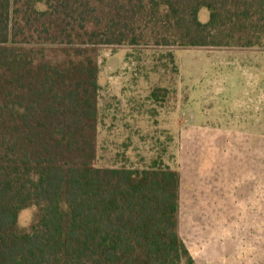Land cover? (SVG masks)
I'll use <instances>...</instances> for the list:
<instances>
[{"label":"trees","instance_id":"obj_1","mask_svg":"<svg viewBox=\"0 0 264 264\" xmlns=\"http://www.w3.org/2000/svg\"><path fill=\"white\" fill-rule=\"evenodd\" d=\"M102 47L264 51V0H0V264H195L178 170L95 164Z\"/></svg>","mask_w":264,"mask_h":264},{"label":"rangeland","instance_id":"obj_2","mask_svg":"<svg viewBox=\"0 0 264 264\" xmlns=\"http://www.w3.org/2000/svg\"><path fill=\"white\" fill-rule=\"evenodd\" d=\"M167 52L176 74L159 67ZM98 65L95 164L137 166L161 155L180 174L178 230L192 252L209 245L203 263L218 264L225 243L236 264H264V51L102 47ZM156 86L169 89L161 104L149 99ZM34 214L21 211L19 226Z\"/></svg>","mask_w":264,"mask_h":264},{"label":"crops","instance_id":"obj_3","mask_svg":"<svg viewBox=\"0 0 264 264\" xmlns=\"http://www.w3.org/2000/svg\"><path fill=\"white\" fill-rule=\"evenodd\" d=\"M179 234H180V232H179ZM180 237H181V235H180ZM182 240H183V238H182ZM183 242L185 243L184 240H183ZM185 245H186L191 257L193 258L195 264H205V263H203L204 256H205V254L203 252H204V250L206 248L209 249V247H210L209 245L205 246L204 247L205 249L203 247L199 248L198 251H197L198 252L197 255H195V253L192 252V250L187 246L186 243H185ZM227 252H230V250H229V247L226 248V244L225 243H223L222 245H218L217 246V253H218L217 263L218 264H236L235 261L233 262V261L229 260L231 258H229L230 255H228Z\"/></svg>","mask_w":264,"mask_h":264}]
</instances>
